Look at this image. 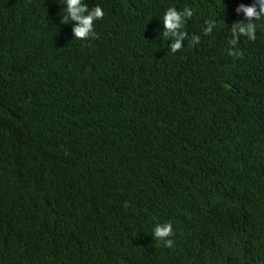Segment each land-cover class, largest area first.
<instances>
[{"label": "trees", "instance_id": "1", "mask_svg": "<svg viewBox=\"0 0 264 264\" xmlns=\"http://www.w3.org/2000/svg\"><path fill=\"white\" fill-rule=\"evenodd\" d=\"M212 1L82 0L78 39L64 0H0V264H264V40L163 35Z\"/></svg>", "mask_w": 264, "mask_h": 264}, {"label": "clouds", "instance_id": "2", "mask_svg": "<svg viewBox=\"0 0 264 264\" xmlns=\"http://www.w3.org/2000/svg\"><path fill=\"white\" fill-rule=\"evenodd\" d=\"M66 7L63 9L62 23L75 21L72 31L76 38H95L93 31L94 22L103 19L104 11L101 6L96 5L89 9L82 0H64ZM195 3L191 8L185 7L182 11L176 7H168L163 15L165 37L174 38L170 49L173 53L182 48V41L186 38L185 26H193L204 29L208 39L216 42L224 41V35L233 45L229 55L239 57L241 52L234 50L239 38L246 37L250 41L256 39L264 40V24L258 25L264 19V0H253L250 5H245L238 0H213L209 7ZM199 37L193 36L192 41L198 42ZM128 205L125 204V207ZM173 227L171 223L157 224L153 230L155 240L163 241L166 247L171 248L173 241L167 239L172 236Z\"/></svg>", "mask_w": 264, "mask_h": 264}]
</instances>
